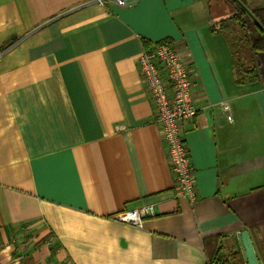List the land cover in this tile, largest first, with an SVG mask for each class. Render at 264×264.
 Here are the masks:
<instances>
[{
	"label": "crops",
	"instance_id": "crops-1",
	"mask_svg": "<svg viewBox=\"0 0 264 264\" xmlns=\"http://www.w3.org/2000/svg\"><path fill=\"white\" fill-rule=\"evenodd\" d=\"M226 2L0 0V264H208L205 238L244 259L245 231L264 264V53L261 81L237 85L211 30ZM162 41L194 81V204L175 193L138 63ZM149 204L142 228L110 218Z\"/></svg>",
	"mask_w": 264,
	"mask_h": 264
},
{
	"label": "built area",
	"instance_id": "built-area-1",
	"mask_svg": "<svg viewBox=\"0 0 264 264\" xmlns=\"http://www.w3.org/2000/svg\"><path fill=\"white\" fill-rule=\"evenodd\" d=\"M102 6L112 2L130 7L137 0H95ZM141 74L155 110V123L165 144L175 193L194 204L199 198L198 180L186 140L188 125L196 115L194 81L185 59L174 42L162 41L143 50L138 57ZM230 112L228 104H223ZM232 121L231 115L228 117ZM157 215L154 205L122 210L110 216L114 221L142 228L144 221Z\"/></svg>",
	"mask_w": 264,
	"mask_h": 264
},
{
	"label": "trees",
	"instance_id": "trees-1",
	"mask_svg": "<svg viewBox=\"0 0 264 264\" xmlns=\"http://www.w3.org/2000/svg\"><path fill=\"white\" fill-rule=\"evenodd\" d=\"M230 4V16L211 27L212 32L220 33L225 38L232 60L234 82L248 85L261 81V69L258 56L264 53V6L249 7L245 0H227ZM1 240V228H0ZM219 236L204 239L205 246L214 244L216 253L209 257L208 264H246L238 254L225 256L220 254Z\"/></svg>",
	"mask_w": 264,
	"mask_h": 264
},
{
	"label": "water",
	"instance_id": "water-1",
	"mask_svg": "<svg viewBox=\"0 0 264 264\" xmlns=\"http://www.w3.org/2000/svg\"><path fill=\"white\" fill-rule=\"evenodd\" d=\"M238 3L242 4L240 0H236ZM261 30L264 28L259 24ZM236 250L234 252H241L243 254L244 260L247 264H260L255 246L253 244L252 238L249 232L245 231L234 238Z\"/></svg>",
	"mask_w": 264,
	"mask_h": 264
},
{
	"label": "rangeland",
	"instance_id": "rangeland-1",
	"mask_svg": "<svg viewBox=\"0 0 264 264\" xmlns=\"http://www.w3.org/2000/svg\"><path fill=\"white\" fill-rule=\"evenodd\" d=\"M245 2L248 4L249 7H251V6L252 7L264 6V0H245ZM226 4H228V2H226Z\"/></svg>",
	"mask_w": 264,
	"mask_h": 264
}]
</instances>
